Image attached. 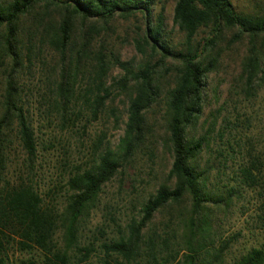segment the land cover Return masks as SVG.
Here are the masks:
<instances>
[{
  "label": "trees",
  "instance_id": "1",
  "mask_svg": "<svg viewBox=\"0 0 264 264\" xmlns=\"http://www.w3.org/2000/svg\"><path fill=\"white\" fill-rule=\"evenodd\" d=\"M153 5L154 0L0 2V264H12L13 250L29 254L20 264H77L89 258L92 249L78 242L80 218L96 206L106 184L125 174L136 158L153 160L158 151L171 154L166 179L141 203L137 214L127 220L117 236L100 244L109 259L105 263H140L146 258L147 263L166 264L178 259L181 248H175V238L180 226L175 219L168 217L159 228L152 224L157 213L180 205L186 197L191 214L189 231L183 235L186 251L182 263L213 264L219 260L207 261L208 256L218 259L228 246L218 235L220 248L215 246V240H209L208 210L209 205H228L233 188L208 190L207 177L203 176L206 172L198 165L215 122L199 135L191 129L195 130L199 123L208 73L216 66L212 51L226 28L235 30L231 41L244 36L251 41L244 72L247 85L252 87L262 71L264 52L254 41L259 36L264 38V15L240 12L231 0H175L172 20L185 44L174 49L160 39L162 21L152 22ZM137 13L143 15L146 34L136 48L144 53L148 50L149 59L136 66L119 57L109 59L103 48L95 50L87 40L81 42L74 56L70 55L77 18L81 22L106 23L116 16L127 19ZM201 28H207L206 35L195 41ZM45 48L56 54L59 64L49 74L51 97L47 111L52 109L62 120L78 116L79 102L87 105L95 117L111 98V87L129 92V98L118 143L112 147L104 136L97 138L93 161L74 166L59 187L54 185L42 195L35 180L39 153L23 76L35 61L43 68L48 65ZM111 63L120 68L121 75L107 86ZM169 73L173 80L163 95L162 125L160 119L150 115L155 113L153 107L162 96L160 80ZM218 136L223 137V131ZM248 144L239 168L240 183L258 191L257 216L264 228V151L254 148L251 141ZM58 189L66 194L62 206L56 201ZM182 222L179 225L185 226ZM60 229L62 244L56 238ZM232 264H264V249L252 247Z\"/></svg>",
  "mask_w": 264,
  "mask_h": 264
},
{
  "label": "rangeland",
  "instance_id": "2",
  "mask_svg": "<svg viewBox=\"0 0 264 264\" xmlns=\"http://www.w3.org/2000/svg\"><path fill=\"white\" fill-rule=\"evenodd\" d=\"M5 1L8 0H0V2ZM231 1L240 12L264 15V0ZM174 4L175 0H154L152 22L157 24L162 21L161 41L170 48L181 49L184 47L185 39L172 20ZM46 21L48 23L47 19ZM1 31H3L2 27H0ZM206 31L207 28H201L195 41L205 36ZM234 32L232 28L224 29L217 46L212 51V55L217 59L216 66L208 73L199 123L195 130L191 129L199 135L205 131L210 122H215L214 130L199 154L198 165L206 172L203 176L207 177L208 190L224 191L223 186H225V188L232 187L234 191L228 205L222 204L220 207L209 205L208 211L211 213V216H208V223L211 225L209 240H215V246L220 248L221 240L217 239L218 235L228 244L222 249L218 259L215 255L208 256L207 261L219 260L213 261V264H232L252 247L264 249V228L257 216L260 195L258 191L241 184L239 176V168L250 147L248 142L251 141L254 148L264 151V56L262 71L254 79L252 87H249L244 67L251 41L247 36L231 41ZM145 34L146 26L141 13L127 19L116 16L106 23L101 20L81 22L80 18H77L69 53L74 56L81 42L87 40L91 41L93 49L103 48L106 58L119 57L136 66L149 59L148 50L144 53L136 48V43L144 40ZM254 44L261 53L264 52L263 37H256ZM44 56L48 61L45 68L39 61H35L32 69L23 76L39 153L35 180L42 195L54 185L59 187L74 166H85L93 161V147L97 138L104 136L105 142L112 147L118 143L123 134L129 98V92L111 87V98L107 101L106 107L95 117L87 105L79 102L78 116L62 120L52 109L51 112L47 111L48 100L51 97L49 80L52 77L49 74L59 65L57 56L47 48ZM155 60L156 58L152 59ZM120 75V68L111 63L106 85L112 86L114 79ZM172 76L171 73L162 76L160 80L162 96L158 105L153 107L155 113L150 115L151 118L160 119L162 125L165 124L163 95L173 80ZM219 131H223V137L218 136ZM171 160V154L163 151H158L153 160L146 156L138 157L125 174L117 175L106 184L96 206L80 218L78 242L92 250L89 258L77 264H106L105 262L109 261L102 252L100 244L117 236L127 220L137 214L141 203L155 193L158 185L166 179ZM65 199L64 191L58 189L56 194L58 205L62 206ZM190 214V201L186 197L180 205L157 213L153 220V227L159 228L163 220L172 217L175 219V224L180 226L175 238L177 243L175 248H181L178 259L166 264H183L182 254L186 251L183 235L189 231ZM182 221L186 223L185 226L179 225ZM61 234L62 229L57 232L56 238L62 244ZM34 255L35 258H40L39 254ZM28 256L27 253L13 250L12 264H20L19 262ZM159 262L163 264L162 261ZM109 263L112 264L111 261ZM131 264L151 263H147L144 258L140 263Z\"/></svg>",
  "mask_w": 264,
  "mask_h": 264
}]
</instances>
